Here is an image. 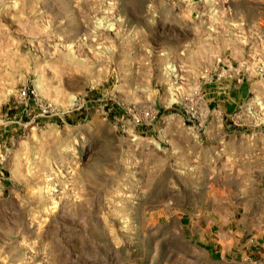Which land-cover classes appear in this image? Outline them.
<instances>
[{
  "label": "rangeland",
  "instance_id": "1",
  "mask_svg": "<svg viewBox=\"0 0 264 264\" xmlns=\"http://www.w3.org/2000/svg\"><path fill=\"white\" fill-rule=\"evenodd\" d=\"M0 264H264V0H0Z\"/></svg>",
  "mask_w": 264,
  "mask_h": 264
},
{
  "label": "crops",
  "instance_id": "2",
  "mask_svg": "<svg viewBox=\"0 0 264 264\" xmlns=\"http://www.w3.org/2000/svg\"><path fill=\"white\" fill-rule=\"evenodd\" d=\"M232 51L229 50V53L227 54V57L230 58ZM225 62L229 63L230 61L228 60H222V61H217L216 62V67H215V78L212 81L213 87L216 89L215 96L216 101H217V109H218V114L217 117L219 119L226 120V117H229L228 109L232 105V99L231 95L228 91L230 88L231 83L233 82L234 74H231V70L229 68V65H227ZM231 64V63H229ZM225 67V69L223 68ZM250 66V64H248ZM247 80V79H246ZM222 89V90H221ZM226 90V93L224 91Z\"/></svg>",
  "mask_w": 264,
  "mask_h": 264
},
{
  "label": "built area",
  "instance_id": "3",
  "mask_svg": "<svg viewBox=\"0 0 264 264\" xmlns=\"http://www.w3.org/2000/svg\"><path fill=\"white\" fill-rule=\"evenodd\" d=\"M18 98H19L20 101L25 100L26 93L24 91H20L19 94H18Z\"/></svg>",
  "mask_w": 264,
  "mask_h": 264
}]
</instances>
